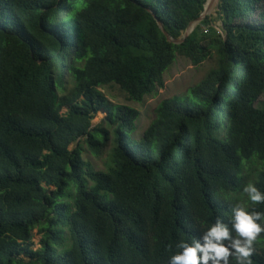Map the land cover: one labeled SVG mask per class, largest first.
<instances>
[{"label": "trees", "instance_id": "trees-1", "mask_svg": "<svg viewBox=\"0 0 264 264\" xmlns=\"http://www.w3.org/2000/svg\"><path fill=\"white\" fill-rule=\"evenodd\" d=\"M204 3L0 0V264H167L246 200L242 183L264 191V0H220L221 30L207 17L178 44L148 11L178 38ZM178 54L216 65L190 88L196 101H161L136 137L139 111L99 88L141 102ZM83 142L110 149L105 170ZM252 247L264 264V231Z\"/></svg>", "mask_w": 264, "mask_h": 264}, {"label": "clouds", "instance_id": "clouds-1", "mask_svg": "<svg viewBox=\"0 0 264 264\" xmlns=\"http://www.w3.org/2000/svg\"><path fill=\"white\" fill-rule=\"evenodd\" d=\"M218 10L219 6L217 15ZM217 29L221 30L220 27ZM93 117L91 127H94ZM241 196L246 200L234 203L226 218L218 215L202 228L198 237L176 242L167 264H229V257L234 264H251L252 245L258 234L264 231V213L256 211L254 206L264 204V191L248 181L242 183Z\"/></svg>", "mask_w": 264, "mask_h": 264}, {"label": "rangeland", "instance_id": "rangeland-1", "mask_svg": "<svg viewBox=\"0 0 264 264\" xmlns=\"http://www.w3.org/2000/svg\"><path fill=\"white\" fill-rule=\"evenodd\" d=\"M212 25L220 27L221 20L218 18V15L213 14ZM207 26L202 25V30L205 31ZM214 52V51H213ZM216 65V56L213 54L209 58L202 61L200 64H193L189 58L177 55L175 61L164 71V86L158 88L157 91L151 95L145 96L141 101L130 100L122 89L114 83L101 86L99 89L107 97L108 101L114 105H126L132 108H135L139 111V115L136 120V129L134 135H141L142 132L148 127L151 121L155 116V109L159 103L165 99H188L191 98L195 100V97L190 92V88L200 82L204 76L208 73L210 69ZM196 101V100H195ZM257 106L264 108V91L262 95L255 102ZM106 112L98 111L93 117L92 123L94 126L105 123ZM106 125V124H105ZM82 139L79 140V142ZM78 144L72 143L70 149L76 147ZM82 146V155L88 159L95 168L99 170L106 169V163L109 161L110 149L107 148L103 150L100 154H93L88 146L83 142ZM244 172H246L244 170ZM33 242L34 248L39 247L40 234L36 230L33 231Z\"/></svg>", "mask_w": 264, "mask_h": 264}, {"label": "water", "instance_id": "water-1", "mask_svg": "<svg viewBox=\"0 0 264 264\" xmlns=\"http://www.w3.org/2000/svg\"><path fill=\"white\" fill-rule=\"evenodd\" d=\"M219 6V0H206L204 3V8L202 13L195 18L194 20H192L189 25L187 26V28L184 30V32L181 34V36H179L178 38H174L172 37L164 28L163 22L161 19H159L156 15V13L151 9L148 8V11L154 16V18L157 21V24L159 26V28L161 29V31L164 33V35L166 36L167 40L172 42V43H182L188 36L189 34H191V32L195 29V27L205 18H207L208 16L212 15V14H216V11L218 9ZM94 123H92L93 125Z\"/></svg>", "mask_w": 264, "mask_h": 264}]
</instances>
